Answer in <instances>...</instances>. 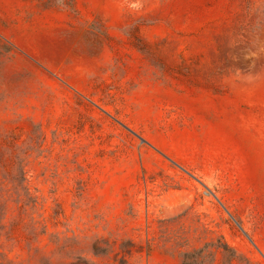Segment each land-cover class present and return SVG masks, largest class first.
<instances>
[{
	"label": "rangeland",
	"instance_id": "374dc122",
	"mask_svg": "<svg viewBox=\"0 0 264 264\" xmlns=\"http://www.w3.org/2000/svg\"><path fill=\"white\" fill-rule=\"evenodd\" d=\"M0 264H264V0H0Z\"/></svg>",
	"mask_w": 264,
	"mask_h": 264
}]
</instances>
